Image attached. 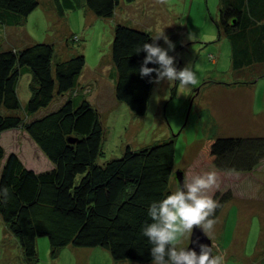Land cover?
Here are the masks:
<instances>
[{"label":"trees","instance_id":"16d2710c","mask_svg":"<svg viewBox=\"0 0 264 264\" xmlns=\"http://www.w3.org/2000/svg\"><path fill=\"white\" fill-rule=\"evenodd\" d=\"M55 1L60 16L76 8L74 0ZM137 1L84 0V6L97 18L113 19L121 2ZM39 6V0H0V25L21 26ZM219 18V36L231 42L233 71L255 75L256 80L264 77V0H221ZM152 38L148 32L123 24L114 30L115 98L136 117L146 115L154 85L149 80L155 79V74L140 77L147 54L137 55L136 50L153 43ZM55 55L54 43L0 51V138L23 128L53 165L48 171L36 172L16 153L6 156L0 143V188L9 189L6 202L0 197V216L29 261L37 257V239L46 237L53 256L68 246L101 247L115 261L152 264L151 245L142 228L151 222L150 204L173 192L175 142L141 150L127 147L121 158L100 164L106 129L97 108L85 94L76 93L86 58L74 56L53 70ZM27 72L35 84L24 108L25 118L17 86ZM255 79L236 80L228 86L251 85ZM56 102L59 106L52 108ZM202 152L222 173H251L264 156V136L209 138ZM232 198L231 192L213 196L219 207L212 219L217 222L224 202Z\"/></svg>","mask_w":264,"mask_h":264},{"label":"rangeland","instance_id":"374dc122","mask_svg":"<svg viewBox=\"0 0 264 264\" xmlns=\"http://www.w3.org/2000/svg\"><path fill=\"white\" fill-rule=\"evenodd\" d=\"M46 1L41 0V5L29 15L25 24L15 27L0 25V51L10 46L9 43L19 50L38 43H54L53 70L63 60L84 55V87L76 93L85 94L88 100L94 99L96 93L106 92L110 103H117L116 69L111 53L114 30L119 24L148 32L153 37L164 35L175 46L169 55L175 57L177 69L191 65L197 76L195 86L178 97L175 83L154 84L144 117H136L123 103L106 105L100 112L106 137L98 162L104 164L113 158H121L127 147L141 150L173 140L174 174L183 171L184 176H191L215 171L218 187L211 191L212 197L231 192L233 198L224 202L225 205L233 203L235 198V203L248 199L252 202L248 203L251 215L240 214V209L234 207L226 218L225 227L224 221L217 220L218 231L209 234L214 246L213 254H222L224 264H264V156L259 159L252 176L222 175L206 161L202 152L204 141L209 138L262 136V133L246 135L245 126L250 122V109L253 117L255 102L256 113L264 110V77L256 80L255 75H237L233 71L231 42L225 36H219L217 27L221 0H139L132 4L123 3L118 20L97 18L84 9V0H75L78 4L76 8L66 10V17H60ZM75 37H79L80 41L73 42ZM68 40H71L69 46ZM157 42L160 47L168 48L163 38ZM254 79L255 83L251 85L228 86L236 80ZM34 84L33 76L26 73L22 74L18 83V98L25 118L24 108L32 96ZM90 87L93 91L85 92ZM58 106L56 102L52 108ZM0 143L6 156L16 153L24 164L32 163L34 145H37L23 128L3 133ZM175 182L172 180L171 183L173 192L177 190ZM190 237L181 238L178 247H188ZM243 239L245 248L239 249L237 243ZM36 249V259L29 261L18 239L0 216V264L133 263L115 261L110 252L101 247L68 246L53 256L46 237L37 239Z\"/></svg>","mask_w":264,"mask_h":264},{"label":"clouds","instance_id":"9594fccd","mask_svg":"<svg viewBox=\"0 0 264 264\" xmlns=\"http://www.w3.org/2000/svg\"><path fill=\"white\" fill-rule=\"evenodd\" d=\"M162 2V0H159ZM164 39L168 48H162L156 43ZM192 39V36H190ZM153 43H144L137 48L136 54L146 53L139 75L141 78L152 77L149 83L160 85L162 82L175 83L177 96L190 91L197 83V76L191 65L183 69L175 66V57L169 55L175 46L164 35L152 38ZM158 67H149V65ZM178 82V83H177ZM158 98V97H157ZM218 187V177L215 171L203 172L189 176L185 174L183 183L160 201H153L148 208L150 223L142 228V235L147 238L152 257V264H224L222 254H213V245L209 247L199 244V253L189 248H179L178 241L193 235L194 228L203 231L210 239L216 221L212 219L218 203L210 195ZM0 197L4 202L9 197L7 187L0 188Z\"/></svg>","mask_w":264,"mask_h":264},{"label":"crops","instance_id":"0c3cea01","mask_svg":"<svg viewBox=\"0 0 264 264\" xmlns=\"http://www.w3.org/2000/svg\"><path fill=\"white\" fill-rule=\"evenodd\" d=\"M39 1H40V5H41V0H39ZM46 3L49 4V7H51V9L53 10V12H56L57 15L60 16L58 14L57 10H56V1L55 0H47ZM74 3H76L75 0H74ZM123 3L124 2H121V4H123ZM76 5H78V4L76 3ZM122 6L123 5H120L119 10L116 11V14H115V17L114 18H116L117 20L120 19V17H121L120 10H122ZM84 9H86L87 12H91L86 7ZM73 10L74 9H70V11H73ZM67 13L68 12L66 11L65 14L63 16H60V17H66V14ZM9 44H10V46L9 45L7 46V48H6L7 50H11V49L12 50H19L20 49V48H15L14 45L12 46L11 43H9ZM26 74L28 75L29 73L27 72ZM83 78L84 77L82 75V77L80 79V84H79V87H78V89H80L81 91L83 90L82 88L84 87V85H83ZM238 85H240V84H238ZM232 86H236V85H232ZM17 88H18V86H17ZM240 90H246V89H240ZM92 91H93V88L92 87L87 88L85 90V92H92ZM79 94H81V92ZM96 95H97V93L95 94V98L94 99H91L89 101L97 108V110L99 111V113L102 112V110L106 107V105L108 106L109 104H118L119 103V102H117V103L111 102L110 103V100L108 98H106V92H105V94L99 92L98 95L97 96ZM85 97L87 98L86 95H85ZM254 104L256 105L257 103L255 102ZM254 104H253V109H254L253 110V117H252V110L250 109V118H249L250 122L245 126V128H246L245 133H247L246 135H249L250 133H253V134L262 133L261 135L263 136L264 135V110L262 112L256 113L255 112V107L256 106ZM100 115H102V114H100ZM101 119H102V116H101ZM253 134H251V135H253ZM25 164H26V166L28 168H30V169H32V170H34L36 172L48 171V170L52 169V167H53V165L49 162V160L42 154V152L39 150V148L36 147L35 145H34V158L32 159V163L30 164V163H26L25 162ZM216 170H218V169H216ZM220 174H222V175H225V174H239V175H241V173H222V172H220ZM245 174L246 175H250V176L253 175L252 172L251 173H245ZM242 175H244V174H242ZM234 200H236V198L232 200L233 203H229V204L224 205V207H223V209H222V211H221V213H220V215L218 217V220L219 221L220 220L221 221H224V227H225V224L227 222L226 218L228 219L229 213H230L231 209H234V207L235 208L238 207L240 209V214H243L244 213V214L251 215V212L248 209V207H249L248 203H252V202H250L249 199L246 200V201H239V200H237L238 203H235ZM215 230L218 231V223H217V225L214 226V228H213L212 231H215ZM238 246L240 247L239 249L245 248V240L243 239V240H241L240 243H237V247Z\"/></svg>","mask_w":264,"mask_h":264},{"label":"water","instance_id":"95a60500","mask_svg":"<svg viewBox=\"0 0 264 264\" xmlns=\"http://www.w3.org/2000/svg\"><path fill=\"white\" fill-rule=\"evenodd\" d=\"M173 176H174V180L176 181L177 188H178L180 186V184L183 183L184 173H183V171H177V172H175V174ZM197 241L199 244H205V245H208L209 247L212 244L211 239H209L207 236H205L202 230H200L198 228H194L193 235H191V237H190L189 246L186 247L185 249L189 248V250H195L197 253H199L200 248L198 246ZM132 264H137V263H132Z\"/></svg>","mask_w":264,"mask_h":264}]
</instances>
